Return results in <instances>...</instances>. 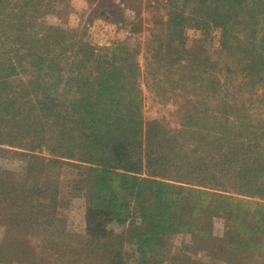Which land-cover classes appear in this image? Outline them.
<instances>
[{"label":"trees","instance_id":"1","mask_svg":"<svg viewBox=\"0 0 264 264\" xmlns=\"http://www.w3.org/2000/svg\"><path fill=\"white\" fill-rule=\"evenodd\" d=\"M42 1L17 0V11L10 21L15 22L8 32L2 31L14 39L7 46L17 57L19 67L25 62L40 79L42 88L54 86L57 90L60 80L49 85L47 77L61 76L64 71L56 59L66 51L63 45L69 38L61 28H34ZM155 26L151 32V53L156 60L151 61V89L159 83L163 93L171 91L173 98H181L183 103L174 104L181 103L186 114L192 110L186 106L201 103L206 120L195 116V112L188 113L183 129L169 126L166 118L145 121L137 101L139 68L124 43L94 58L92 49L86 46L83 56L75 58L81 68L74 75L68 74L75 88L83 87L79 93L64 101L56 93L36 95L30 110L40 115L35 114V119L23 116L19 105L27 104V95L21 89L19 96H12L2 70L4 48L0 47V125L6 123L4 116L9 117L6 126L0 128L9 126L10 130L8 140L0 134V153H9V148L26 158L27 176L18 183L35 185L29 183V188L15 190V186H9L16 184L12 178L9 184L0 183V209L7 211L0 213V223L6 228L0 253L5 256L12 248L15 264H50L43 257L48 256L46 248L57 253L55 264H93L92 255L106 264H120L125 242L137 244L139 251L147 242L153 251H159L164 247V238L176 231L191 232L199 238V250L208 249L207 255L216 259L224 256L229 264H264V125L244 128L237 124L239 128L229 131L228 124L235 121L234 113L228 114L233 110L228 95L222 94L228 90L227 78L224 82L206 53L211 48V31L219 29L221 37L214 48L230 52L237 47L242 55L237 62L240 72L264 89V0H175L166 20ZM186 29L200 32L190 49L184 45ZM84 68H88L86 74L82 73ZM69 72H74L73 66ZM161 72L166 73L163 79L158 78ZM167 82L171 83L170 88L165 85ZM85 87L93 88L94 94L88 95ZM248 94L247 99L255 97L258 106L264 107V94L259 96L252 90ZM1 105H5L2 111ZM8 109L14 112L8 114ZM199 120L208 124L200 125ZM14 121L17 123L10 126ZM248 123L247 120L244 124ZM213 125H218V129L210 128ZM244 129L248 134H244ZM32 134L39 138L30 146L26 141ZM250 135L256 137L253 143ZM44 136L51 143L46 145L48 150L57 158L21 151L39 150L47 144ZM234 143L239 144L236 153L232 151ZM33 167L39 173L35 174ZM64 168L77 172L65 186L69 189L74 185V191L83 194L87 203L86 238L78 239L68 232L66 220L57 213L65 183L61 176ZM224 181L241 184L242 189H227ZM63 195L75 197L70 192ZM210 211L225 219L223 238H214L211 226L201 224ZM6 213L11 214L5 216ZM29 220L35 226V234H42L35 238L43 254L38 260L31 246L33 240L24 246L18 237L26 233L22 222ZM113 222H128L124 235L116 236L108 228ZM212 240L217 244L211 243L209 249Z\"/></svg>","mask_w":264,"mask_h":264},{"label":"rangeland","instance_id":"2","mask_svg":"<svg viewBox=\"0 0 264 264\" xmlns=\"http://www.w3.org/2000/svg\"><path fill=\"white\" fill-rule=\"evenodd\" d=\"M50 1L51 0H43V3L40 4L37 19L38 25H34V28L38 27L41 30H44V28L48 27L61 28L63 31H65V35H67L69 38L63 45L64 47H67L65 48L66 51L60 52L61 59H56V61L60 62V67L63 68L64 73L62 72L61 76L53 75L52 78L47 77V82L48 84L50 83L49 85H52L53 82L54 84H58V81L60 80L59 84L57 85V90L54 89V86L45 87L43 85L42 88L39 85L40 79L35 78L32 73V69L26 66L25 62L22 64L23 66L21 65V67H19V61L16 59L17 57L10 53L11 49L7 45L14 39L9 37L8 33L2 30L5 29L8 32V27L15 22L10 21L13 20V17L11 16H13V14L15 15V10L17 11V7L15 5L17 0H0V47L2 46L4 48V56L2 58V65L4 68L2 70L5 74V80L9 83V86H11L12 96H19L21 94V89L24 90L25 96L27 95L25 97L27 104L23 106L19 105L20 112H22L23 116L29 115V117L33 116L35 119V114L40 115L39 112L31 113L30 110L33 105V99H35L36 95H41L42 93H56L60 94L59 99L64 101L67 100L69 96L74 97L79 93L80 88L83 87L78 86L77 88L76 86L75 88L74 82H70L68 74L71 73L74 75V73L78 72L79 67L81 68V66L78 64L79 61L75 58L77 55L83 56L86 46L92 49V52L94 53V56L92 57L94 58L97 56L101 57L106 55V53L109 52V49L115 48V46H118L117 44L122 43L126 44V46L129 48L128 51L133 54V63L139 68V77L137 79V86L139 85V100L137 101L139 103L142 117L145 121H151L156 118H166L169 126L183 129L186 127L185 118L187 117L188 113L194 114L195 112V116L204 115V108L201 106V103L200 105H192V107L186 106L192 109L186 114V112L182 111V109L185 107L182 108L183 105H181V103L174 104L176 101L183 103L181 98L179 100L173 98L171 91L163 93L162 89L159 90V83L153 86V89H151V83L154 82L151 81V61H156L154 57L155 54L151 53V32L156 30V22L160 20H166L168 9L172 6V4H174L175 0H125L122 2L119 0ZM181 1L182 0H177V3ZM48 2L51 3V6H48ZM19 3L21 4V2ZM5 19L8 21H4ZM28 26L30 27L31 24H28L27 27ZM199 34L200 32L196 31L195 29H186L185 35L183 36L185 40V47L190 49L192 46V41L196 37H199ZM210 35L211 48L206 52L208 55L207 57H209L210 60H213L215 63L214 67L217 70H220L218 74L224 82L226 80L225 78H227L225 85L228 87V90H225V92L223 91L222 94L224 95L227 93L229 100L228 104H230V106H232L231 108H233V110L230 109L228 114L234 113L233 120L235 123L228 124V129L231 128L229 131L233 128H239L237 124L242 125L244 128H250L251 124L254 125V122L257 120V118H260V125H264V107L258 106L257 101L254 100L255 97L247 99L249 95L248 91L250 90H252L254 94H259V96L263 95V86H255V83L252 79L250 80V78H245L244 74L240 72V66L237 62H239L238 60H241L242 55L241 52L237 51V47L233 48L230 52L227 50L221 52L218 48H214V46H217L221 37V32L219 29L212 30ZM28 40H31V38H28ZM86 53L89 56L90 52L88 51ZM72 66L74 70L73 73L69 72ZM226 69H229L230 72H227ZM87 70L88 68H84L82 73L86 74ZM165 75L166 73L164 72L158 73V78L163 79ZM67 83L69 85H67ZM160 85L163 86V83ZM165 85L170 88L169 85H171V83L167 82ZM93 90V88L89 87L86 88V91H84L87 92L88 95H93ZM163 94H166L167 97H164L165 95ZM4 107L5 105H1V111ZM62 110L67 111V109ZM7 112L8 114H12L14 111L8 109ZM61 113L63 114L64 112ZM225 113L227 114V109ZM244 114L252 116L249 119L247 126L244 124L247 122L244 121L243 123L242 119H237L238 116H243ZM208 115L211 116V113H208ZM4 117L9 119L7 115ZM7 118L4 119L6 123H1L0 126H6ZM39 118L40 116H38L37 121H39ZM203 119L206 120L204 116ZM204 120H199L200 125L208 124L207 121ZM15 123H17V121L10 122V126L14 125ZM29 124H31V122H29ZM8 127L0 128L1 136L5 137L7 140L10 138V130ZM212 127L218 129V125H213L210 128ZM246 130L244 129V134H248ZM1 136L0 138H2ZM51 136L52 135H48V138H53ZM31 137L32 138L29 137L26 141L27 144H30L39 138V135L32 134ZM257 137H260V135L258 134ZM43 138L44 142H47V144H44L39 150L36 151L29 148V150L21 151L33 153L35 155H41L46 158H57V156L54 155L55 153L50 152L46 146L51 145L50 141L46 139L45 136ZM250 139H252L251 143H253L256 137L251 136ZM33 145V143L30 144V146ZM48 147L52 148V146ZM238 147L239 144L234 143L232 145V151L236 153V151H238ZM242 147L244 148V146ZM8 150L9 153H0V183L7 182L9 184L11 182L10 178H12L16 184L11 183L9 186H15L17 188L15 190H23L22 188H29L32 185V187H34V182H29L31 183L30 186L28 185L29 183L27 185L25 184L24 186L21 185V183H18L20 178H22L24 175L27 176L26 158L15 155L14 153L10 152L9 148ZM71 162L78 163L75 160H71ZM44 163L45 162H43V164ZM33 172L35 174L39 173L38 168L33 167ZM76 174L77 172L74 168H64L62 170V181L65 183L62 185V195L60 194L59 204H57V213L59 217L61 216L64 218V220H66L64 226L66 227L67 231L76 235L78 239H82L86 238L85 214L87 203L83 194L77 195L78 192L74 191V185L71 184L73 188L71 186L69 189L65 186V184H68L67 181L72 180ZM40 177L42 176H39V178ZM222 184L230 190L233 188L242 189L241 184H236V182L227 183L224 181ZM262 185L264 186V183ZM31 189L30 191H32ZM66 192H70L71 194L74 193L75 197H66L63 195ZM218 192L222 194L223 191ZM227 194L238 196L236 193V195L234 193L228 192ZM255 199L260 200L258 198ZM33 201L36 203V199H33ZM37 201L41 202L38 199ZM34 202L33 204H35ZM5 211L6 210L2 211L0 209L1 214L5 213ZM9 214L11 213H6L5 216H8ZM7 224L10 225L9 221ZM22 224V227L26 233H22L18 237L22 238L20 241L24 242V246H29L28 241L31 239L33 240L31 246L34 248V252H36V254L39 256L35 257V259L38 260L43 254H40V249L36 246L37 241L35 238L37 236L41 237L42 234H35V226L31 220L23 221ZM201 224L205 226H211V232L214 238H223L225 232V219L220 213H217L216 211H210L208 214H206V216H204V219L201 220ZM12 227L15 228L14 225H12ZM128 227V222L124 225L113 222L108 226V228L111 229L116 236L124 235L123 232L126 231ZM133 228H137V226H134ZM5 234V225L0 223V246L3 243ZM13 239L16 240V235L13 237ZM198 239V237L196 238L192 236V233L189 231H176L173 232L172 235H167L164 238V247L160 248L159 251L157 249L153 251L152 245H149L147 242H144L141 245L142 247L139 251L137 250V244H131L124 241L125 244L123 245V256L121 257L120 264H229L228 259H226L224 256H222V260L216 259L213 256L207 255L210 252L208 249L199 250L196 245ZM211 243L217 244L212 240V242H209L208 244L209 249L212 246ZM8 249L9 250L6 251L5 256L4 252L0 253V264H15L12 255L13 249ZM46 251L48 256L45 254L43 257L47 258L50 264H55L57 260V253L55 251L51 252L47 250V248ZM41 252L44 253L43 251ZM233 252L237 253L238 251ZM241 252L242 250L239 251V254H241ZM30 255L31 254H28L27 256ZM91 258L94 260L93 264H106V262L98 258L96 255H92ZM253 264H256V262H253Z\"/></svg>","mask_w":264,"mask_h":264},{"label":"crops","instance_id":"3","mask_svg":"<svg viewBox=\"0 0 264 264\" xmlns=\"http://www.w3.org/2000/svg\"><path fill=\"white\" fill-rule=\"evenodd\" d=\"M244 115H246V117ZM244 115L238 116L237 119H242L247 122V120L249 121V119L252 117V116H248V114H244ZM259 125H260V118H257V120L254 122V125L251 124V126H259Z\"/></svg>","mask_w":264,"mask_h":264},{"label":"built area","instance_id":"4","mask_svg":"<svg viewBox=\"0 0 264 264\" xmlns=\"http://www.w3.org/2000/svg\"><path fill=\"white\" fill-rule=\"evenodd\" d=\"M119 1H121V2H122V1H125V0H119Z\"/></svg>","mask_w":264,"mask_h":264}]
</instances>
